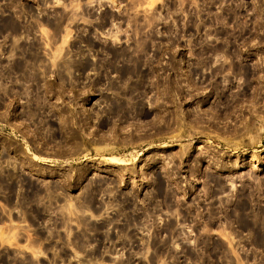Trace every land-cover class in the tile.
Listing matches in <instances>:
<instances>
[{"label": "rangeland", "instance_id": "obj_1", "mask_svg": "<svg viewBox=\"0 0 264 264\" xmlns=\"http://www.w3.org/2000/svg\"><path fill=\"white\" fill-rule=\"evenodd\" d=\"M0 264H264V0H0Z\"/></svg>", "mask_w": 264, "mask_h": 264}]
</instances>
